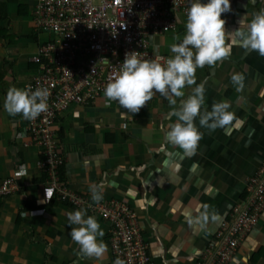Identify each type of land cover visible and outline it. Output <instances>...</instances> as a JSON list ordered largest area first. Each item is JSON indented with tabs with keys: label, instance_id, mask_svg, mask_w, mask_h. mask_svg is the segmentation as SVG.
I'll list each match as a JSON object with an SVG mask.
<instances>
[{
	"label": "crops",
	"instance_id": "crops-1",
	"mask_svg": "<svg viewBox=\"0 0 264 264\" xmlns=\"http://www.w3.org/2000/svg\"><path fill=\"white\" fill-rule=\"evenodd\" d=\"M0 3L6 5V18L0 20V180L18 175L20 185L19 191L0 199V264H112L108 225L88 210L104 231L108 250L100 260L78 255L79 245L70 236L77 226L69 223L67 214L81 208L47 197L40 185L39 150L18 138L25 120L5 111L7 91L29 81L34 66L30 60L42 40L24 15L33 0ZM231 4L232 11L222 17L229 33L264 9V3L247 0ZM18 5L26 11L19 14ZM186 13L178 14L177 32L154 39V52L167 58L174 55L170 46L182 42L186 34ZM176 36L180 40H174ZM230 42V57L197 69L196 85L185 87L175 106L159 94L138 113L116 103L105 107L97 100L91 106L70 107L56 123L65 185L92 200L90 185L103 182L102 201L126 202L138 218L152 264L210 260L218 246L217 229L232 208L246 200V182L264 158V56L246 51L236 38ZM234 73L245 76L241 92L231 80ZM201 82L208 110L213 103L227 101L239 119L213 131L201 127L197 117L203 138L195 154L188 155L167 132L177 119L173 108H179ZM20 164L25 165L23 171ZM229 264H264V211Z\"/></svg>",
	"mask_w": 264,
	"mask_h": 264
},
{
	"label": "built area",
	"instance_id": "built-area-1",
	"mask_svg": "<svg viewBox=\"0 0 264 264\" xmlns=\"http://www.w3.org/2000/svg\"><path fill=\"white\" fill-rule=\"evenodd\" d=\"M247 1L264 3V0ZM191 2L33 0L30 7L33 32L48 37L30 60L34 66L23 88L31 86L33 91L37 87L47 88L50 96L47 112L35 120L24 119L18 138L24 146L39 150V174L44 177L41 186L48 189L51 198L93 212L108 225L112 264L118 258L124 264H152L138 218L122 200L96 204L88 196L70 191L60 181L65 158L53 126L72 106L94 105L96 100H101L105 107L119 104L106 101L104 89L109 78L119 72L125 54L137 51L146 59L160 56L166 60L167 57L152 50L153 41L177 32L178 14L186 12ZM18 168L23 171L25 165ZM17 179L18 175L0 180V199L20 190ZM245 191L246 200L232 208L214 235L218 246L213 257L195 264H229L241 241L257 225L264 211V158L248 178Z\"/></svg>",
	"mask_w": 264,
	"mask_h": 264
},
{
	"label": "clouds",
	"instance_id": "clouds-1",
	"mask_svg": "<svg viewBox=\"0 0 264 264\" xmlns=\"http://www.w3.org/2000/svg\"><path fill=\"white\" fill-rule=\"evenodd\" d=\"M231 11V0H208L207 3L192 0L186 13V34L182 42L170 46L174 55L164 60L160 56L146 59L137 51L126 53L119 72L109 78L104 89L106 101H117L128 112L138 113L159 94L175 106V98L184 97L185 87L196 85L197 69L214 67L230 57L233 47L230 41L233 38L238 39L246 51H255L264 56V9L254 13L250 23L241 20L240 28L229 33L225 27L227 21L222 17ZM174 40H180V37L176 36ZM231 80L236 91H243V73H234ZM49 96L47 88L37 87L33 91L31 86L11 87L7 91L4 108L10 116L22 115L24 119L35 120L47 112ZM231 107L229 102L222 101L213 103L211 110H208L205 107V83L201 82L179 108H173V115L177 119L170 124L167 135L186 154L194 155L203 138L195 123L197 117L201 127L213 131L227 128L239 119L234 111H230ZM103 188V182L90 185L94 203L99 204L103 200ZM46 195L49 198L48 189ZM67 215L69 223L77 226L71 228L70 236L79 245L78 255L103 259L108 247L102 239L105 233L97 219L87 215L86 209ZM115 264H124V261L118 258Z\"/></svg>",
	"mask_w": 264,
	"mask_h": 264
},
{
	"label": "trees",
	"instance_id": "trees-1",
	"mask_svg": "<svg viewBox=\"0 0 264 264\" xmlns=\"http://www.w3.org/2000/svg\"><path fill=\"white\" fill-rule=\"evenodd\" d=\"M15 1H17V0H15ZM6 7V5L4 4V3H0V20H2V19H5L6 18V13H5V8ZM18 10H19V14L20 13H22V12H25L26 11V7L25 6H23V5H18ZM22 15V14H21ZM63 167L64 166H62L60 169H61V172L63 171ZM61 172H60V181L63 183V184H65V182L63 181V176L61 177ZM41 176V175H40ZM41 180L40 181H44V177L43 176H41ZM41 182V183H42ZM21 184V183H20ZM38 184H40V183H38ZM22 185V184H21ZM41 185V184H40ZM57 198H52L51 199V202H53V203H55V202H57ZM59 201V200H58ZM66 203V202H65Z\"/></svg>",
	"mask_w": 264,
	"mask_h": 264
},
{
	"label": "rangeland",
	"instance_id": "rangeland-1",
	"mask_svg": "<svg viewBox=\"0 0 264 264\" xmlns=\"http://www.w3.org/2000/svg\"><path fill=\"white\" fill-rule=\"evenodd\" d=\"M12 9H14V7H12L11 8V10ZM31 8H29V10H28V13L27 14H24L25 15V18L28 20V22H31ZM16 19V15H14V20ZM13 23V25H14V22H12ZM31 24V23H30ZM31 32H32V30H31ZM41 35V40L42 41H44V40H46L47 39V37H48V35L47 34H45V33H36V36H40ZM57 127V124H55L54 126H53V128H56Z\"/></svg>",
	"mask_w": 264,
	"mask_h": 264
}]
</instances>
